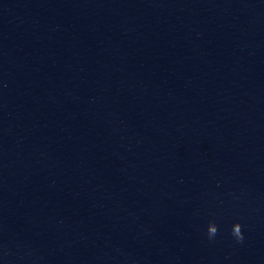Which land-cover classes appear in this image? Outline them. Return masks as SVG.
<instances>
[{
	"label": "water",
	"instance_id": "1",
	"mask_svg": "<svg viewBox=\"0 0 264 264\" xmlns=\"http://www.w3.org/2000/svg\"><path fill=\"white\" fill-rule=\"evenodd\" d=\"M0 264H264V0H0Z\"/></svg>",
	"mask_w": 264,
	"mask_h": 264
},
{
	"label": "clouds",
	"instance_id": "2",
	"mask_svg": "<svg viewBox=\"0 0 264 264\" xmlns=\"http://www.w3.org/2000/svg\"><path fill=\"white\" fill-rule=\"evenodd\" d=\"M242 228L243 226L239 222V220L235 221L231 225L230 234L236 243L243 242L244 234ZM204 234L208 241L212 242L216 240L217 236L219 235V227L215 219H210L208 221L206 231Z\"/></svg>",
	"mask_w": 264,
	"mask_h": 264
}]
</instances>
